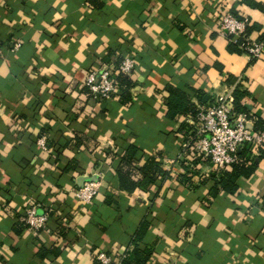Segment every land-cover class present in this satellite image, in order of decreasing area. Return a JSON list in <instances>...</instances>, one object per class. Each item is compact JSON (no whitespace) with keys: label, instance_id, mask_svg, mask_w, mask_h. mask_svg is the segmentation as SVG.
I'll return each mask as SVG.
<instances>
[{"label":"crops","instance_id":"crops-1","mask_svg":"<svg viewBox=\"0 0 264 264\" xmlns=\"http://www.w3.org/2000/svg\"><path fill=\"white\" fill-rule=\"evenodd\" d=\"M227 12L252 39L264 33V0H0V264H100L99 252L110 264H264V144L246 155L257 170L235 192L211 190L208 163L190 186L179 127L192 117L167 115V86L201 108L239 85L264 122V58L230 49L218 25ZM126 56L130 97L118 83L95 98L88 74ZM129 144L139 151L121 186ZM151 156L170 175L128 190ZM93 181L98 193L79 200ZM32 203L50 213L39 230L25 220Z\"/></svg>","mask_w":264,"mask_h":264},{"label":"built area","instance_id":"built-area-1","mask_svg":"<svg viewBox=\"0 0 264 264\" xmlns=\"http://www.w3.org/2000/svg\"><path fill=\"white\" fill-rule=\"evenodd\" d=\"M247 24L246 20L238 18L231 12L224 13L218 18L221 32L236 39L241 38L240 46L247 54L257 60L263 59L264 37L252 39L247 36ZM20 45V43H15L13 48L17 49ZM2 54L3 46L0 43V56ZM135 66V59L132 56H126L116 67V71L131 75ZM86 85L95 98L109 99L114 96L118 83L112 65L106 63L92 70L87 76ZM234 89L230 87L216 95L211 104L201 107L195 117L187 120L192 127L193 134L183 142V162L190 164L198 157L202 161H208L212 169L222 170L232 164L243 162L240 152L247 144L256 147L255 151L259 152L258 148L264 144V129L256 128L257 117L252 112L235 111ZM39 144L44 149H48L45 138H41ZM99 188V181L86 182L76 191V195L79 200L90 202L98 193ZM262 201L264 204V199ZM40 206L39 203H32L25 210L26 223L33 230L44 228L50 218L48 211L39 212ZM96 259L100 264L111 262L110 256L105 252H99Z\"/></svg>","mask_w":264,"mask_h":264},{"label":"trees","instance_id":"trees-1","mask_svg":"<svg viewBox=\"0 0 264 264\" xmlns=\"http://www.w3.org/2000/svg\"><path fill=\"white\" fill-rule=\"evenodd\" d=\"M251 29L252 27H250L247 24V27H246L247 36H250L249 33ZM231 37L234 38L233 36ZM263 37H264V34L262 33L258 39H262ZM232 42L233 43L230 44V49L232 51L246 53V51L240 46L242 42L241 38H238V39L235 38V40ZM115 77H116L117 83H119L121 86H124L125 90L127 91L126 92L127 94L124 95V97L129 98L130 89L134 85L133 81L130 79L129 75L118 73L116 70H115ZM166 89L169 92V95L167 97V101H168L167 115L169 118L176 119L180 114H184L185 116H188V117H195V115L197 114L200 108H198L197 105L192 101V97L188 93L178 88L172 87V86H167ZM248 93L249 92L247 90H242V88L239 85L235 87L234 89V96H235L234 109L235 111L237 112L247 111L244 104L242 103V100L245 96L248 95ZM198 97L201 101L202 100L205 101L203 98L204 97L203 94H200ZM213 100H214L213 97H209V100H208L209 104H211ZM256 128L264 129L263 120H260L257 118ZM179 131L182 133V135H184L185 139H187L190 135L193 134L192 127L187 122L186 119L182 121L179 127ZM251 148L252 146L250 144H247L241 150L240 155L243 157V162L232 164L223 170H214L211 172L209 177L215 180V184L211 188V190H215V191L222 190V191L229 192V193L235 192L239 188L238 179L240 177L242 176L250 177L251 175H253V173H255V171L257 170V160H254L252 163L248 164V160L247 158H245L248 152L251 150ZM259 149L262 152V146H260ZM138 151H139L138 147L134 144H129V146L125 150V155L122 158L120 165L118 166V173H119V178L121 180V186H124V184H126L124 182H126L127 179L129 178L128 174H124L122 172L123 171L122 165L131 164L132 159L137 155ZM262 156H264V154H261L260 157ZM191 162L192 163L190 164H186V162H183V165H184L183 167L185 169V172L184 174L181 175V178L183 179V181L189 184L190 186L193 185L192 178L199 173L197 170L198 169L197 165L199 163L201 164L208 163V161H202L200 158L197 157ZM162 163H163V160L160 157H154V156L149 157L140 166L142 177L136 182H134L133 185L130 188H128V190L132 191L133 189L138 187L139 189L145 191L149 188L151 183H155L158 179L160 178L163 179L169 176L170 172L165 170L162 167ZM191 164L193 166H191ZM138 262L139 261H137L134 264H142L143 261L139 263ZM122 264H131V263L130 261L127 260V261H124Z\"/></svg>","mask_w":264,"mask_h":264},{"label":"water","instance_id":"water-1","mask_svg":"<svg viewBox=\"0 0 264 264\" xmlns=\"http://www.w3.org/2000/svg\"><path fill=\"white\" fill-rule=\"evenodd\" d=\"M93 178H88V177H82L81 181H88V180H91Z\"/></svg>","mask_w":264,"mask_h":264}]
</instances>
